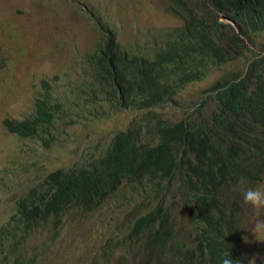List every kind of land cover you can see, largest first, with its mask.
I'll return each mask as SVG.
<instances>
[{"label":"trees","instance_id":"16d2710c","mask_svg":"<svg viewBox=\"0 0 264 264\" xmlns=\"http://www.w3.org/2000/svg\"><path fill=\"white\" fill-rule=\"evenodd\" d=\"M166 1L184 24L145 44L119 42L115 31L97 18L98 43L87 55L78 85L84 93L89 90V103L152 113L189 84L205 80L212 67L253 54L247 71L208 90L217 103L210 119L202 114L207 100L196 114L174 125L155 114L157 144L144 140L143 126L132 123L114 136L102 157L48 172L39 185L25 188L15 198L10 220L0 227V264H38L59 241L65 218L93 211L126 182L158 187L177 171L191 229L177 226L168 206L154 207L131 225L125 243L135 256L129 264H222L225 253L233 264L243 262L236 249L241 224L234 215L242 201L232 187L241 178L250 186L263 182L264 40L260 49L255 36L264 37V0ZM221 13L229 23L220 20ZM42 88L30 117L4 121L9 133L22 139L52 135L58 114L71 102L56 96L52 81L44 80ZM152 124L148 121V131ZM38 233L46 240H38ZM120 248L110 245L111 254Z\"/></svg>","mask_w":264,"mask_h":264},{"label":"rangeland","instance_id":"374dc122","mask_svg":"<svg viewBox=\"0 0 264 264\" xmlns=\"http://www.w3.org/2000/svg\"><path fill=\"white\" fill-rule=\"evenodd\" d=\"M98 17L125 45L145 44L154 36L169 34L184 24L171 14L166 0H0V227L10 220L15 198L25 188L39 185L48 172L75 164L82 166L102 157L114 136L126 131L132 123L143 126L144 140L157 144L155 114L174 125L196 114L200 104L207 100L202 114L210 119L217 103L214 93L208 90L233 79L239 72H246L254 57L239 56L227 65L212 67L205 80L189 84L173 101L152 113L93 105L87 101L89 90L84 93L78 90V85L84 76L87 55L98 43L95 29ZM220 20L230 22L224 13ZM167 39L168 36L164 37ZM263 40L262 35L255 36L260 49ZM248 43L254 50L250 40ZM44 80L57 86L58 98L71 102L58 114L61 119L52 128V135L22 139L9 133L4 121L24 120L35 112ZM148 121L153 122L151 131L146 127ZM181 179V172L177 171L172 181L166 180L158 187L147 182H126L93 211L71 214L62 221L59 241L52 252L38 264L132 263L135 253L125 243L131 225L160 204L172 209L177 226L190 230L191 219L179 191ZM263 214L264 211L260 213ZM234 215L241 224L236 242L240 248L236 249L246 260L243 264H249L253 257L255 264H264V243L255 241L246 231L257 214L242 204ZM245 235L251 243L244 241ZM34 236L46 240L42 233ZM191 238L194 240V236ZM114 244H121V248L112 255L110 245ZM194 246L190 244V248Z\"/></svg>","mask_w":264,"mask_h":264},{"label":"clouds","instance_id":"9594fccd","mask_svg":"<svg viewBox=\"0 0 264 264\" xmlns=\"http://www.w3.org/2000/svg\"><path fill=\"white\" fill-rule=\"evenodd\" d=\"M232 191L238 193L242 204L257 214V218L253 222L252 226L246 231L251 233V236L255 238V241L264 243V216L260 213L264 211V182L257 183L255 186H250L247 182L241 178L232 187ZM246 243H251L248 235L243 237ZM256 257H253L249 264H255ZM246 260H243L245 263ZM222 264H233V259L230 253H225L222 259ZM239 264V262H237Z\"/></svg>","mask_w":264,"mask_h":264}]
</instances>
